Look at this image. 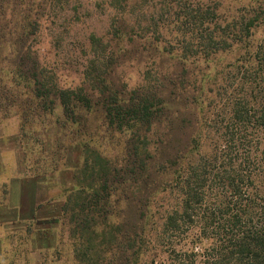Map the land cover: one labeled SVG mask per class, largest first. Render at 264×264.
I'll list each match as a JSON object with an SVG mask.
<instances>
[{"label":"trees","instance_id":"1","mask_svg":"<svg viewBox=\"0 0 264 264\" xmlns=\"http://www.w3.org/2000/svg\"><path fill=\"white\" fill-rule=\"evenodd\" d=\"M91 6L105 30L46 62L41 28ZM56 27L58 47L71 27ZM13 116L44 139L2 183L12 258L58 253L61 220L73 264H264V0H0V121ZM55 174L70 188L42 200Z\"/></svg>","mask_w":264,"mask_h":264},{"label":"rangeland","instance_id":"2","mask_svg":"<svg viewBox=\"0 0 264 264\" xmlns=\"http://www.w3.org/2000/svg\"><path fill=\"white\" fill-rule=\"evenodd\" d=\"M89 10H90L89 15H86V14L82 15L81 17L82 23L74 22L76 20H70V19L64 20V21L63 19H61V21L63 22L56 23L57 25L65 24V27L67 25L71 27L70 30L69 29L66 30L67 32L66 34H62L61 36L62 40L60 42L61 44L58 47L55 42L51 41V36H52L51 32H53V30L55 31L58 30V34H60L61 32H59V30L61 29H58L56 27L57 25H53V24L44 25V27L41 28L40 33L37 36L38 37L37 38V42H38L37 50L39 51V54L42 56V58L46 62H49L51 64V62L53 61H56V62L64 61L62 58L63 55L64 56L68 55L69 57L75 58V55L77 56L78 54L81 53V44H82V39L84 35H86L88 32H91V31L103 32L105 30L107 21H108L109 11L108 10L99 11L98 8H93L92 6L89 8ZM66 16H69V15H66ZM73 68L74 67H70V72H67L65 69L62 70L63 74H68L67 76L63 77L64 79L61 80L62 82H66L64 84H68L71 81L74 83L75 76L73 77V75H71L72 73L71 70ZM123 73L125 75L130 76L131 79L129 80V82L131 85L134 84L138 80L137 74L134 70L127 69ZM53 119L54 117H51V116L42 117V119L37 124L38 126H35L34 129L36 130L38 129L40 130V128L42 129L40 122H46L48 120L53 121ZM27 132L28 133H24L25 135L22 136V138L18 136L19 120L16 116L0 121V203H3L7 197V192H5L7 188H4L2 186L3 185L2 183L7 181V177L9 176V174L13 173L11 171L12 169L15 168L14 167L16 164L15 162L18 159H22L21 158L22 156L20 157L19 153L23 149L25 156L23 157L24 161L22 163V166H23V169H26V166H28L29 162H31V157L36 155V154L34 155L31 154V152L34 150L37 151L40 149L37 142L42 144V140L44 139L42 137H39V135H37V138L35 139L36 141L33 140L31 142L29 141V139H31L32 137L29 135V132H32V130L31 131L27 130ZM80 136L81 138H85L83 137V135H80ZM26 137L28 139H26ZM50 141L52 140L50 139ZM27 146H33V147L30 148L31 150H29ZM49 151H51V149H49ZM67 152L68 150H64L61 147V150H60L61 157L60 158L62 157L66 158ZM75 154H76V151L74 149L69 150L68 158L74 159ZM41 155L44 156L46 155V153L44 154L43 152H41ZM48 164L49 163H47V165ZM61 182H62V179H60L57 174L40 180V183L38 184V192L41 196L40 198L43 200L45 198H48L49 196H53L55 194L60 193L61 189L65 190L68 187L70 188L69 183H67L65 180L63 181L64 183H61ZM28 188L29 186L26 187V189ZM47 210L48 208H45V210L42 211V214L44 213L45 215L46 213L50 212ZM53 221L55 222V220ZM60 224H61V220L58 222L57 227H55L56 229L54 228L51 231L52 234L56 232L55 230H57V232L59 231L58 238L60 239L61 243L57 249L58 253L56 251H53L52 249L48 251L38 249V248H43V246L41 245L36 246L38 248H34L32 246L26 247L25 245L22 244L17 247L18 251H20L19 252L20 256H14L13 258H12L13 253L9 252V249L5 245L6 243L5 234L7 231L0 227V238L3 240L1 256H3L4 253L6 254V252H9L8 254H6V257L8 259L7 263L5 261H0V264H9V261L11 258H12L11 260L15 261L14 264H18L17 262H19V264H73L71 263V258H70L71 256L70 242L71 241L68 239L66 235L67 233H66L65 227ZM49 243L53 244L52 241ZM25 249L26 251H24ZM30 250H32L33 253L30 254L28 252ZM24 255H26V257H24ZM39 257H43L44 260L39 259Z\"/></svg>","mask_w":264,"mask_h":264}]
</instances>
